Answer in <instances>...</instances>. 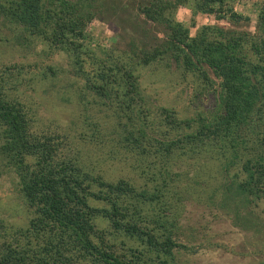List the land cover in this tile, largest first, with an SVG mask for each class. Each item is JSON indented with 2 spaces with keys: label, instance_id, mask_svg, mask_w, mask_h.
<instances>
[{
  "label": "trees",
  "instance_id": "obj_1",
  "mask_svg": "<svg viewBox=\"0 0 264 264\" xmlns=\"http://www.w3.org/2000/svg\"><path fill=\"white\" fill-rule=\"evenodd\" d=\"M245 2L254 14L241 12ZM107 5L0 0L6 27L63 53L111 111V136L97 144L109 148L108 159L129 161L132 174L110 181L85 168L62 134L36 128L37 114L19 94L29 72L0 69V161L14 172L29 216L25 228L0 219V264H175L174 251H196L178 241L185 194H206L234 215L264 201V0ZM123 7L135 10L144 33L156 30L153 44L91 48L88 26ZM181 8L191 23L176 19ZM202 17L213 23L198 25ZM243 24L253 30L236 29ZM144 72L167 80L178 73L193 112L149 109Z\"/></svg>",
  "mask_w": 264,
  "mask_h": 264
},
{
  "label": "rangeland",
  "instance_id": "obj_2",
  "mask_svg": "<svg viewBox=\"0 0 264 264\" xmlns=\"http://www.w3.org/2000/svg\"><path fill=\"white\" fill-rule=\"evenodd\" d=\"M108 2L116 4V0ZM123 8L108 10L88 26L86 33L91 48L116 45L123 50L132 41L142 46L153 44L156 30L152 28L144 33L146 28L135 10ZM239 9L248 15L255 13L251 3L245 2ZM176 19L191 23L188 11L183 8L177 11ZM211 23L213 21L208 17L198 20V25ZM236 29L251 31L253 24H243ZM24 34L22 30H9L6 22L0 19V69L18 65L29 72L31 84L21 87L19 94L29 101L37 114L36 128L62 134L69 142L68 146H72L71 151L79 152L82 165L102 171L107 180L131 176L127 166L129 161L108 159L109 148L97 144L111 136L114 121L106 118L107 112L111 114V111L85 89L84 80L73 76L72 64L63 53H51L45 43L27 40ZM144 73L142 87L146 90L149 109L166 107L179 112L187 108L190 113L185 115L193 112L197 103L192 101L191 91L178 73L169 80ZM111 144L110 140L108 145ZM3 164L0 161V219L16 228H25L29 216L18 180ZM184 198V207L178 205L183 208L177 223L180 229L178 241L196 251H174L175 264H264V201L251 209L245 206L239 215H234L230 209L219 210L211 206L206 194H185Z\"/></svg>",
  "mask_w": 264,
  "mask_h": 264
}]
</instances>
